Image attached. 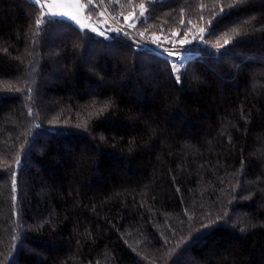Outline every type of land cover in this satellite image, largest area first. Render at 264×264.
Listing matches in <instances>:
<instances>
[{"label": "trees", "instance_id": "trees-1", "mask_svg": "<svg viewBox=\"0 0 264 264\" xmlns=\"http://www.w3.org/2000/svg\"><path fill=\"white\" fill-rule=\"evenodd\" d=\"M92 5L0 0V264H264V0Z\"/></svg>", "mask_w": 264, "mask_h": 264}, {"label": "snow or ice", "instance_id": "snow-or-ice-1", "mask_svg": "<svg viewBox=\"0 0 264 264\" xmlns=\"http://www.w3.org/2000/svg\"><path fill=\"white\" fill-rule=\"evenodd\" d=\"M34 3L36 4H39L41 6V8L44 7V4L41 3V0H33ZM118 2V0H117ZM240 3H243V0H234V5H238ZM86 8L88 7H94V5H92V0H89V4L85 6ZM141 8L143 9V5H141ZM225 12V9L223 7L220 8V14L223 15V13ZM143 11L140 13L141 16H143ZM45 16H48V17H51L52 19H49L47 21V23H61V22H65V23H70V24H73V26H76V25H79L80 28H84V27H87L85 25H80L79 24V21L76 20V18L74 16H69L67 13H54V12H48V13H43L42 12V18L45 17ZM42 18L41 19H37L35 21L36 25H37V29H38V32L41 30V25H42ZM61 18H64V19H61ZM132 17H127L126 19H131ZM245 24H248L250 23V21H244ZM212 22L209 21V26L207 29H204L202 28L201 29V33H204L205 31L208 32L209 35H211L213 33V28H212ZM93 32H97L98 35L100 36H105L106 32H120V33H123L125 35H127V33H124V30L123 29H110L108 28L107 26H105V30L103 31H100L98 30V28H93L92 29ZM232 32L239 36L240 35V32L237 30V29H232ZM141 36H143V33H141ZM108 38V37H106ZM201 43H204L205 41L203 40V37H201ZM229 39H224V43L223 45L220 44L219 40L216 41V48L219 49V48H222L226 45H229ZM190 42L189 41H181L180 44L181 46L183 45H186V44H189ZM177 52H179V54L182 56L183 55V52L180 51V49H177ZM166 55H168L170 58L171 57H174L176 56V52L174 53H166ZM173 63V67H172V71L174 73H179L180 72V69L179 68H176L175 67V60L172 61ZM182 63V61H181ZM193 78H196L195 76ZM175 79H176V82L179 83L180 82V75L177 74L175 76ZM29 91H31V89H29ZM15 184H16V181L15 179H13V189L15 190ZM205 227H207V225H205ZM243 231V229H241Z\"/></svg>", "mask_w": 264, "mask_h": 264}, {"label": "rangeland", "instance_id": "rangeland-1", "mask_svg": "<svg viewBox=\"0 0 264 264\" xmlns=\"http://www.w3.org/2000/svg\"><path fill=\"white\" fill-rule=\"evenodd\" d=\"M41 3L44 4V12L67 13L69 16H74L76 20L79 21L80 25H85L91 29L98 28V30L101 31L104 30L103 27L106 26V20L103 21L101 25H99L95 23L94 20H91L89 16H87L85 12V4L82 0H41ZM109 22L112 23L114 26L119 27V25L115 21L109 20ZM162 40L164 39L162 38ZM172 52L179 53L175 49L172 50ZM52 65H54V63H52Z\"/></svg>", "mask_w": 264, "mask_h": 264}, {"label": "built area", "instance_id": "built-area-1", "mask_svg": "<svg viewBox=\"0 0 264 264\" xmlns=\"http://www.w3.org/2000/svg\"><path fill=\"white\" fill-rule=\"evenodd\" d=\"M166 53H174V52H172V51H167V52H164V55H166ZM166 56H167V58L169 59V61H170L171 65H172V67H173V63H172L173 60H175V67H177L178 64L180 63V61L182 60V56H181L179 53H176V56L171 57V58H170L168 55H166Z\"/></svg>", "mask_w": 264, "mask_h": 264}]
</instances>
